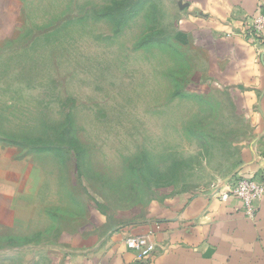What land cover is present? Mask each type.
Masks as SVG:
<instances>
[{
	"label": "rangeland",
	"instance_id": "rangeland-1",
	"mask_svg": "<svg viewBox=\"0 0 264 264\" xmlns=\"http://www.w3.org/2000/svg\"><path fill=\"white\" fill-rule=\"evenodd\" d=\"M178 2L0 0V148L62 185L61 227L239 172L253 119L179 29ZM55 229L0 235V264H29L23 249Z\"/></svg>",
	"mask_w": 264,
	"mask_h": 264
},
{
	"label": "crops",
	"instance_id": "crops-1",
	"mask_svg": "<svg viewBox=\"0 0 264 264\" xmlns=\"http://www.w3.org/2000/svg\"><path fill=\"white\" fill-rule=\"evenodd\" d=\"M179 2V29L217 58L221 69L216 83L230 86L253 119L255 136L242 148L239 167L252 176L259 169L258 153L264 150V39L250 41L245 26L264 11V0ZM3 151L0 148V235L43 234L56 228L54 239L23 249L29 252V264H264V196L255 219L246 215L236 195L223 200L218 189H204L114 215L93 208L85 225L72 221L63 228L57 222L63 218L61 204L57 209L52 200L62 185L59 191L44 168L39 166L33 175L28 158L18 160L10 150ZM132 235H149L157 244L155 254L140 259L126 245Z\"/></svg>",
	"mask_w": 264,
	"mask_h": 264
},
{
	"label": "built area",
	"instance_id": "built-area-1",
	"mask_svg": "<svg viewBox=\"0 0 264 264\" xmlns=\"http://www.w3.org/2000/svg\"><path fill=\"white\" fill-rule=\"evenodd\" d=\"M245 35L254 43L264 39V11L259 13L245 26ZM258 171L252 176L238 172L226 188L218 190L219 197L223 200L231 194L236 195L244 204L245 213L255 219L259 209V202L264 196V150L257 156ZM126 245L134 250L140 259H149L157 251V244L149 235H132L126 238Z\"/></svg>",
	"mask_w": 264,
	"mask_h": 264
},
{
	"label": "trees",
	"instance_id": "trees-1",
	"mask_svg": "<svg viewBox=\"0 0 264 264\" xmlns=\"http://www.w3.org/2000/svg\"><path fill=\"white\" fill-rule=\"evenodd\" d=\"M129 4H131V3H129ZM135 11H136V10H135ZM135 11H134V12H135ZM124 19H125V18H124Z\"/></svg>",
	"mask_w": 264,
	"mask_h": 264
}]
</instances>
